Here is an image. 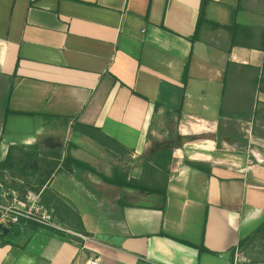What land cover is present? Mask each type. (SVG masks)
<instances>
[{
  "label": "crops",
  "instance_id": "0c3cea01",
  "mask_svg": "<svg viewBox=\"0 0 264 264\" xmlns=\"http://www.w3.org/2000/svg\"><path fill=\"white\" fill-rule=\"evenodd\" d=\"M201 4L0 0V162L37 146L29 185L46 207L76 212L72 230L86 236L80 247L70 229L24 226L0 243V264H235L264 222V0H208L196 33ZM170 130L183 139L164 197L64 161L138 178ZM112 158L117 168L98 170ZM7 180L26 179L0 168V194Z\"/></svg>",
  "mask_w": 264,
  "mask_h": 264
},
{
  "label": "trees",
  "instance_id": "16d2710c",
  "mask_svg": "<svg viewBox=\"0 0 264 264\" xmlns=\"http://www.w3.org/2000/svg\"><path fill=\"white\" fill-rule=\"evenodd\" d=\"M207 2L208 0H202L201 9L196 24V33L197 30L199 29V26L206 21L204 14V7ZM185 77L186 74L184 73V80ZM9 112L10 110L7 108V103H6L5 113L7 114ZM81 129L83 134L87 135L91 139L103 145L106 149L110 150L111 153H117L120 155L128 153L116 141L108 138L107 136H104L99 132V130L94 129L91 126H82ZM182 139L183 138L179 134L174 133L172 130H170L168 132L167 137L163 141L152 142L146 155L143 157L142 173L138 178H128L127 173L121 170L116 171L112 176H106L105 174L96 171L90 165L74 159L68 154L67 151L65 153L64 161L66 163L74 165L77 168H81L82 170H86L90 173L96 174L106 183L116 185L120 188H124V187L131 188L143 194H160L164 197L166 193V184L169 178V166L172 161L173 150L175 147L179 145V142ZM13 150L20 151L21 156L19 158H12L11 153ZM23 152H24L23 148L11 147L6 160L0 162V168L3 169L9 168L10 170L13 171L15 177L26 179L23 180L24 183L29 184L27 178L30 175H32V173H28L26 171L28 166L26 162L32 159L39 160V156H38L39 153L37 146L28 148V150L25 152V157H23L24 155ZM53 164L55 163L53 162ZM29 186L30 187L28 189L38 192V188L32 187L31 184ZM28 226L34 229L39 227L36 224H30ZM263 226H264V222L260 224V226H258L250 235H252L255 231H258L261 228H263ZM20 229L21 227L17 225H13L7 229L0 228V243H3L7 241V238L16 235L20 231ZM250 235L240 240L238 245L244 243V241L248 237H250ZM199 249L205 250L203 246H200Z\"/></svg>",
  "mask_w": 264,
  "mask_h": 264
},
{
  "label": "rangeland",
  "instance_id": "374dc122",
  "mask_svg": "<svg viewBox=\"0 0 264 264\" xmlns=\"http://www.w3.org/2000/svg\"><path fill=\"white\" fill-rule=\"evenodd\" d=\"M0 87H3L0 85ZM6 94H5V87L0 88V107L5 108L6 107ZM1 113V111H0ZM2 114V113H1ZM53 145L51 147L56 148L61 147V144L58 142H53ZM121 163V165H123ZM120 165V166H121ZM117 161L112 158L109 159L108 163H106L104 166H99V171H106L108 173H111L115 168H117ZM5 179V178H4ZM30 183V182H29ZM38 183V182H37ZM7 187L6 188H12L18 191L20 196L23 198L26 192L30 189H28L30 186L27 183L21 184L17 181H10L7 180ZM58 203H61V200H58ZM48 208L53 210V223L56 228H51V230H61L66 232V229H78V222H77V216L76 212L71 216V212L69 214V208L62 207L59 204V211L56 212L55 208L52 206H49ZM71 210V209H70ZM72 233H67V235L74 240L78 246L82 247L84 245V237L85 235L79 234L76 230H72ZM83 249V248H82ZM87 256H91L88 252L83 250ZM234 262L235 264H264V226L258 231H255L250 237H248L244 243L237 246V248L234 250Z\"/></svg>",
  "mask_w": 264,
  "mask_h": 264
},
{
  "label": "built area",
  "instance_id": "2783aa9c",
  "mask_svg": "<svg viewBox=\"0 0 264 264\" xmlns=\"http://www.w3.org/2000/svg\"><path fill=\"white\" fill-rule=\"evenodd\" d=\"M251 163V161H249ZM36 224L42 228H56L53 210L40 201V192L28 190L22 198L17 190L9 188L0 194V228Z\"/></svg>",
  "mask_w": 264,
  "mask_h": 264
}]
</instances>
